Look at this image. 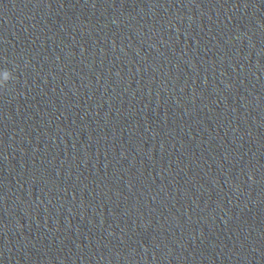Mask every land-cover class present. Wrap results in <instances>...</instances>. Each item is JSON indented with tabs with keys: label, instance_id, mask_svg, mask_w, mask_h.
I'll return each instance as SVG.
<instances>
[{
	"label": "clouds",
	"instance_id": "1",
	"mask_svg": "<svg viewBox=\"0 0 264 264\" xmlns=\"http://www.w3.org/2000/svg\"><path fill=\"white\" fill-rule=\"evenodd\" d=\"M4 80H5V84H4V88L7 86V82L10 80V75L7 73V72H5V74H4Z\"/></svg>",
	"mask_w": 264,
	"mask_h": 264
}]
</instances>
